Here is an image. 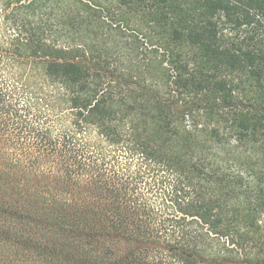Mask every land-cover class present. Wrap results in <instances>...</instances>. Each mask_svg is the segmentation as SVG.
<instances>
[{
    "label": "trees",
    "instance_id": "trees-1",
    "mask_svg": "<svg viewBox=\"0 0 264 264\" xmlns=\"http://www.w3.org/2000/svg\"><path fill=\"white\" fill-rule=\"evenodd\" d=\"M117 2L159 85L0 0V264H264V0Z\"/></svg>",
    "mask_w": 264,
    "mask_h": 264
},
{
    "label": "rangeland",
    "instance_id": "rangeland-1",
    "mask_svg": "<svg viewBox=\"0 0 264 264\" xmlns=\"http://www.w3.org/2000/svg\"><path fill=\"white\" fill-rule=\"evenodd\" d=\"M66 1L71 3L73 27L70 36L76 43L83 45L87 41L90 45L98 46L117 44L125 50L124 53H130L131 57L148 66L149 76L156 85L161 83L157 53L154 52L157 45L151 47L146 31L140 29V17L121 6L117 0ZM60 34L67 37L68 32ZM112 61L117 65V58H113ZM120 65L125 66L127 63Z\"/></svg>",
    "mask_w": 264,
    "mask_h": 264
}]
</instances>
